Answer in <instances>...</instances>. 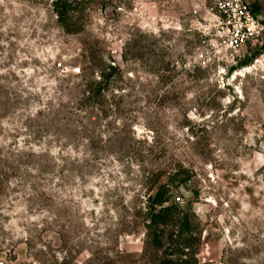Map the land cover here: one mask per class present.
Returning a JSON list of instances; mask_svg holds the SVG:
<instances>
[{
	"label": "rangeland",
	"instance_id": "1",
	"mask_svg": "<svg viewBox=\"0 0 264 264\" xmlns=\"http://www.w3.org/2000/svg\"><path fill=\"white\" fill-rule=\"evenodd\" d=\"M112 1L69 35L53 0H0V264H161L146 210L178 174L199 264H264L263 43L235 64L206 0Z\"/></svg>",
	"mask_w": 264,
	"mask_h": 264
},
{
	"label": "trees",
	"instance_id": "2",
	"mask_svg": "<svg viewBox=\"0 0 264 264\" xmlns=\"http://www.w3.org/2000/svg\"><path fill=\"white\" fill-rule=\"evenodd\" d=\"M112 2V0H53L52 9L62 30L69 35H75L85 30L93 13L106 10ZM253 60L254 58H251L240 62L232 71L250 66ZM102 63L93 64L101 71V81L90 84L88 92L92 94V98L102 97L103 91L109 90L108 85L120 73L117 66ZM102 85L106 88H102ZM95 86H99V90L96 91ZM179 176L176 175L172 182L162 185H159L160 178L156 181L154 187H158L157 191L150 197L146 210L147 247H152L162 255L161 264H199L197 247L201 240V222L191 207L184 208L173 202L174 189L184 188L187 184L185 180H178ZM69 263L70 259L65 258L61 264Z\"/></svg>",
	"mask_w": 264,
	"mask_h": 264
},
{
	"label": "built area",
	"instance_id": "3",
	"mask_svg": "<svg viewBox=\"0 0 264 264\" xmlns=\"http://www.w3.org/2000/svg\"><path fill=\"white\" fill-rule=\"evenodd\" d=\"M207 12L214 21L210 33L218 52L224 53L236 64L237 55L249 44L264 45V20L254 13L247 0H206ZM208 54L201 55L202 59ZM79 74L80 69L73 70Z\"/></svg>",
	"mask_w": 264,
	"mask_h": 264
},
{
	"label": "crops",
	"instance_id": "4",
	"mask_svg": "<svg viewBox=\"0 0 264 264\" xmlns=\"http://www.w3.org/2000/svg\"><path fill=\"white\" fill-rule=\"evenodd\" d=\"M251 5L255 15L260 19L264 20V0H247Z\"/></svg>",
	"mask_w": 264,
	"mask_h": 264
}]
</instances>
